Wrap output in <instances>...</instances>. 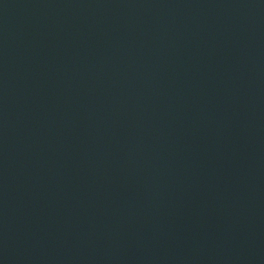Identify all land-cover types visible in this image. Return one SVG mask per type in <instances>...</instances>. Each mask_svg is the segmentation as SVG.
I'll return each instance as SVG.
<instances>
[{
  "label": "water",
  "instance_id": "95a60500",
  "mask_svg": "<svg viewBox=\"0 0 264 264\" xmlns=\"http://www.w3.org/2000/svg\"><path fill=\"white\" fill-rule=\"evenodd\" d=\"M0 264H264V0H0Z\"/></svg>",
  "mask_w": 264,
  "mask_h": 264
}]
</instances>
